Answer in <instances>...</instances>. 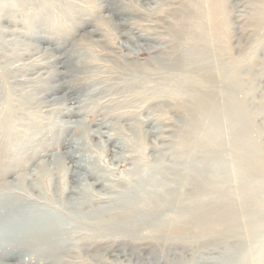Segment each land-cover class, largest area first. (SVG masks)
<instances>
[{"label":"rangeland","instance_id":"374dc122","mask_svg":"<svg viewBox=\"0 0 264 264\" xmlns=\"http://www.w3.org/2000/svg\"><path fill=\"white\" fill-rule=\"evenodd\" d=\"M40 1L0 0V219L36 220L0 224V264H264V0H223L213 39L244 86L194 76L254 124L255 162L204 187L188 168L205 160L189 155L195 104L166 85L191 75L178 68L189 40L171 30L181 0Z\"/></svg>","mask_w":264,"mask_h":264},{"label":"bare ground","instance_id":"6f19581e","mask_svg":"<svg viewBox=\"0 0 264 264\" xmlns=\"http://www.w3.org/2000/svg\"><path fill=\"white\" fill-rule=\"evenodd\" d=\"M40 2H43V1H40ZM51 2H54V1H51ZM47 5H48L47 3L43 2L42 8H41L42 9L41 11L43 13H48V12L51 13L52 9L51 10L48 9ZM179 6H180L179 12L175 13L174 15V24L171 26L172 27L171 30L173 33L172 35H174V37L177 40H180V39L189 40L186 46L187 47L186 58L185 59L182 58L183 59L182 62L180 61V64L178 63L179 64L178 68L179 70L184 69L188 71L191 75L182 76V75L177 74L174 77L168 78L169 82L166 85H173V86L177 85V87L179 86L177 89V92L181 95H186V96L190 95V97L192 98L193 104H195L194 106L195 109L191 111V113H189L191 114L190 115L191 121L190 123L187 124L186 127L190 131H193L195 136H196V133H198L197 130L201 129L200 132H202V137L196 136L197 140L194 142L192 146H190L191 152L189 155L193 154L196 146H199V148H201L202 152L204 153L205 160L204 162H201L203 166H199L201 165L200 163L194 162L191 159L188 163V168L191 167L192 169L190 168V171L196 172L194 179L200 182V186L204 187L207 183L211 181L214 182V181L224 180L225 170L235 169L236 164L240 163L241 161H247V162L254 161L255 162L256 159L254 160L253 156L247 153L250 147L249 144H251L250 140L251 138H253L252 134L254 133V130H253L254 124L253 122L250 121V119H247L243 114H241V112L236 107L232 106L231 104L225 101H221V100L217 101L216 92L203 91V88H199V84H196V81H195L194 76H199L202 78V80L204 81L203 84L205 83L206 86L207 84L210 85V84H214L217 82L222 83V81H230L232 83L234 82L235 86L239 87V89L244 86L242 82L243 80L239 76L240 74L236 73L239 71V69L236 70L235 73L224 72L222 64L217 63L218 61L217 59H215V55H214L215 51L212 48V46H214L213 39L218 38V33H219L216 27L220 26L224 22L222 19L223 0H181V3ZM72 8L65 7L62 11V16L68 17V21L73 24L72 26H74L75 21L72 22L74 19L71 18L72 14H70V12L73 11V9L75 10V8L73 9ZM39 13L41 12L39 11ZM74 13L76 14V10ZM262 21H263L262 23L264 26V17L262 18ZM14 46H17V45H14ZM86 62L87 60L85 61L83 60L80 63L85 64ZM212 71H214L216 74H214ZM56 72L57 70L55 68H53L49 72L48 77H47L48 79L47 82L50 80L52 76H54V74H56ZM231 72H234V71H231ZM57 85L58 83L49 84L48 89H53ZM224 132L226 134H230L231 132V136L226 137L225 139H222L221 136L222 134H224ZM233 148H235L236 151L232 150L233 153L232 152L230 153H232V155L235 156V159H232L231 164L229 166H226L227 162H226L225 157H223V151L227 149H229L227 151H231V149ZM185 152H189V151H185ZM180 153L182 154V152ZM189 155L187 157H190ZM206 157H208V159H206ZM261 162H264V161H261ZM257 164H259L258 166H260L264 170V163H257ZM71 173L72 174L74 173L73 175H77L76 174L77 171L71 170ZM89 175L97 176L96 171L93 169H89L85 171L84 173H81V176L83 178ZM81 176H78L77 178L81 179ZM134 177L135 179L137 177V180L139 179L138 183L145 185V187L147 185L150 186V183L154 182V180H152L150 177L145 175L144 172L136 174ZM203 187L198 188V192L196 194L198 195V197L202 196L201 194H199V191ZM196 195L194 196L197 197ZM156 196L158 195L156 194ZM171 197H172V194L165 192V193H162L161 196L159 195L157 198L168 199ZM1 210L3 214L9 215V218H7L6 220L4 219V217L0 219V224L3 226L8 225L6 223L7 220L10 221L9 225H15L17 220H18L17 222H19L20 224H22V222L24 223L25 221L27 222L30 221L31 223H33V225H35L36 223V220L32 219V217L30 215L28 216L25 212L23 213L24 215L23 218L20 219L18 218L19 213H17V210L15 212V215L18 214L16 217L15 215H13L14 211H11V209L10 210L5 209L4 211V209L2 208ZM255 222L261 223V220L258 218L256 219ZM18 230L17 232L14 231L15 235L19 234ZM44 236H45V240H44ZM44 236L42 237V240L44 241L47 240L51 242L50 238L47 235H44Z\"/></svg>","mask_w":264,"mask_h":264}]
</instances>
